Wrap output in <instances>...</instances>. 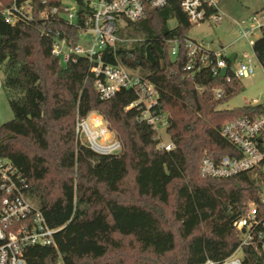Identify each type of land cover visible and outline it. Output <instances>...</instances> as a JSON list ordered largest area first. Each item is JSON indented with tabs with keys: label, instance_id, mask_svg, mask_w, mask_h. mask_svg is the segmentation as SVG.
Returning <instances> with one entry per match:
<instances>
[{
	"label": "trees",
	"instance_id": "1",
	"mask_svg": "<svg viewBox=\"0 0 264 264\" xmlns=\"http://www.w3.org/2000/svg\"><path fill=\"white\" fill-rule=\"evenodd\" d=\"M60 1L34 0V18L16 24L0 11L2 86L14 114L0 123V156L19 168L27 196L59 229L57 248H28V263L57 264L60 254L64 264H131L134 243L135 264L225 261L241 244L235 222L250 202H259V177H207L200 163L205 156L233 154L235 147L221 133L223 124L260 114L263 106L221 108L244 89L241 79L230 76L234 62L226 58L227 76L214 75L210 67L187 70L186 39L197 23L179 0H167L165 7L128 22L121 35L129 41L119 49L123 65L155 85V109L167 115V133L175 144L161 149L153 126L139 120L137 107L128 108L137 99L133 89L101 99L87 57L64 63L53 54L58 36H75L71 26L39 16ZM10 2L0 0V9ZM78 21L84 25V19ZM175 39L179 51L172 55ZM252 47L264 68V29ZM93 112L121 139L119 155L97 154L78 140L77 117ZM242 256L243 264H264V241L244 246Z\"/></svg>",
	"mask_w": 264,
	"mask_h": 264
},
{
	"label": "built area",
	"instance_id": "2",
	"mask_svg": "<svg viewBox=\"0 0 264 264\" xmlns=\"http://www.w3.org/2000/svg\"><path fill=\"white\" fill-rule=\"evenodd\" d=\"M34 0H11L0 9L4 18L11 24L31 21L34 16ZM91 14L85 12L79 0L44 7L39 16L46 22L62 21L74 28L75 36H58L53 44V54L67 63L71 58L85 56L91 62V72L96 77L95 87L101 99H110L123 89H133L137 99L128 108L137 107L139 120L153 126L159 139V147L164 150L175 148L167 133L169 120L166 114L155 107L158 93L149 80L132 72L123 65L119 57L122 43L129 41L121 35L128 22L143 19L149 11L163 8L167 0H83ZM183 10L192 23L210 21L219 23L225 13L220 7L221 0H179ZM84 19V25L78 19ZM264 9H260L247 19L237 21L239 38L253 45L251 36L256 30L264 29ZM87 36V41L83 38ZM172 55L179 51V41L172 40ZM189 63L187 70L210 67L214 75L228 67L229 54L225 47L219 52L210 53L203 44L186 39ZM213 55V56H212ZM237 58L235 59L236 62ZM234 62V63H235ZM229 69V67H228ZM228 69L227 74L228 75ZM256 72L251 61H240L232 66L230 76L238 79L249 78ZM229 76V77H230ZM221 90L216 97H222ZM249 105H262L257 115H245L225 122L222 135L235 147L233 154L220 159L205 156L200 163L203 176L227 179L254 173L259 177V202H250L245 213L235 222L241 233V244L232 256L221 263L208 259L203 264H243L244 246L264 241V101L253 98ZM163 131L169 142H165ZM77 138L91 150L101 155H119L123 143L110 129L104 117L93 112L88 116L77 117ZM27 182L23 173L9 159L0 156V264H29L26 251L32 246H53L57 248L56 233L59 229L51 227L46 221L39 205L26 194ZM57 264H64L61 255Z\"/></svg>",
	"mask_w": 264,
	"mask_h": 264
},
{
	"label": "rangeland",
	"instance_id": "3",
	"mask_svg": "<svg viewBox=\"0 0 264 264\" xmlns=\"http://www.w3.org/2000/svg\"><path fill=\"white\" fill-rule=\"evenodd\" d=\"M63 2L72 3V0H63ZM262 6H264V0H221L220 7L225 13V17H223L219 23L210 21L200 22L194 25L188 32L191 39L203 44L209 50L219 52L222 47H225L229 56L233 53H237L238 57L233 66L237 65L240 61H251L256 66L254 75L242 79L244 84L243 91L231 98L228 102H225L221 108L233 109L242 107L251 102L253 98L264 101V68L258 62L252 44L245 39H238L239 26L237 25V21L249 18L259 11ZM260 21L264 22V18H260ZM260 35L261 30H256L251 36V39L254 41L260 37ZM87 39V36H85L83 42H86ZM2 81L3 72L0 70V123L7 122L14 116L7 95L3 89ZM163 137L165 142H169V138L164 131ZM128 240L130 239H125L126 250L129 249L130 245L128 244ZM130 246L132 248L129 249L131 251L128 257L130 258L129 262L135 264L134 260H136L135 256L138 247L135 243Z\"/></svg>",
	"mask_w": 264,
	"mask_h": 264
},
{
	"label": "water",
	"instance_id": "4",
	"mask_svg": "<svg viewBox=\"0 0 264 264\" xmlns=\"http://www.w3.org/2000/svg\"><path fill=\"white\" fill-rule=\"evenodd\" d=\"M235 59H236V54H235V53H233V54H231V55L229 56V60H230L231 62H235ZM227 69H228V67H224V68H222V70H221V75H222V76H226V74H227Z\"/></svg>",
	"mask_w": 264,
	"mask_h": 264
},
{
	"label": "crops",
	"instance_id": "5",
	"mask_svg": "<svg viewBox=\"0 0 264 264\" xmlns=\"http://www.w3.org/2000/svg\"><path fill=\"white\" fill-rule=\"evenodd\" d=\"M262 7H264V6H262ZM262 7H261V9H262ZM194 40V39H193ZM236 54V56L238 57V54L237 53H235Z\"/></svg>",
	"mask_w": 264,
	"mask_h": 264
}]
</instances>
